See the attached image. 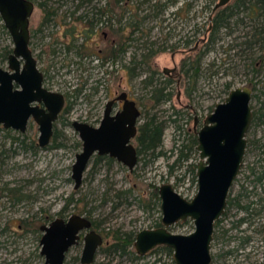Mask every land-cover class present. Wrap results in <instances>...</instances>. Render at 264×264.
Here are the masks:
<instances>
[{"label": "rangeland", "instance_id": "rangeland-1", "mask_svg": "<svg viewBox=\"0 0 264 264\" xmlns=\"http://www.w3.org/2000/svg\"><path fill=\"white\" fill-rule=\"evenodd\" d=\"M34 1L36 8L31 17L32 35L42 21L45 11L39 3L44 1H48L49 6L56 9L60 17L68 18L65 21L68 26L72 25L69 16L74 14L91 13L101 7H117V0H84L80 8L78 5L82 0ZM127 1L130 3L128 10H122L125 17L135 15V18H138L136 13L139 5L142 8L149 5L146 0ZM218 1L176 0V3L159 17L146 20L145 30L137 34L141 38L134 42L125 58L129 61L131 54L149 40L156 41L158 45H168V49L158 53L152 61L154 69L161 73L159 80H173L172 99L152 109L158 112L162 119H167L163 136L164 154L156 159L150 155L140 156L133 171L117 160L104 159L96 164L93 157L85 171L83 183L77 190L72 179L73 164L82 146L77 144L81 140L73 128L72 121H86L97 125L103 117L104 107L94 109L93 106L92 92L95 81H101L104 85L102 88L108 87L107 90L127 91L140 105L141 97L147 96L149 90L141 81L149 76L150 72L131 79L121 65H115L114 68L112 65L100 67L93 57L95 54L92 50L98 52L95 48L84 51L89 54L87 58H80L74 52H63L53 58V46L50 45H53V38L57 35L55 31H61L60 28L57 25L51 27V33H54L47 31V37L42 40L41 35L36 33L33 41L37 42L39 38L40 45L37 49L39 52L44 51L42 65L50 70L62 89L55 87V90L73 93L84 85L86 79L90 80L77 97L71 98L75 104L68 114L63 115L57 122V139H52L48 146H39L40 132L36 123H30L24 133L13 129L8 132L9 129L0 125V152L3 149L7 151L5 156H0V264H45V257L41 255L40 240L43 232L40 227L57 217L69 218L73 214L90 216L100 225L97 231L103 235L105 241L107 233H138L145 228H157L154 226L158 221L162 222L163 213L161 200L156 203V198L153 197L154 186L159 188L163 183H171L188 199H192L198 190L197 163L200 153L195 147L188 160L182 159L175 163L179 155L178 145L190 144L193 136H198V133L194 132L196 117L204 120L213 112L217 103L226 99L232 89L244 86L253 88L251 106L254 118L247 133L248 144L242 169L231 189L227 209L215 227L212 264H260L263 261L264 58L261 60L259 56L262 52L264 55V50L262 51L260 44H255L251 49L246 44L249 39H254L253 34L263 25V17H255L244 11L232 18L231 25L221 30L217 43L205 55L202 75L193 83L190 94L189 82L181 69L186 58H195L198 52L204 49L200 42L197 49L191 50L210 26L209 17L213 5ZM188 2L192 3L190 11L189 7L185 6ZM234 2L235 0H231L229 4ZM182 6L183 10L177 13ZM147 11L149 10L142 14ZM3 24L1 18L0 67L7 68L8 59L4 60L2 57L3 49L14 48V42L11 35L3 29ZM189 35H192L193 42L189 47H184L186 36ZM32 48L36 50L35 47ZM212 61H215L214 65H209ZM115 68H119L116 74L109 73ZM165 68L177 70L170 75L164 72ZM105 92L104 88L101 94L102 103H106ZM175 109L181 111L176 123L169 120V115ZM64 119L69 122H63ZM143 120L142 116L141 123ZM200 127L199 125V129ZM13 136H27V142L30 144L35 141L38 147L28 149L17 144L12 145ZM55 143L63 145L55 146ZM15 150L16 152H13ZM187 151L188 149L185 153ZM192 165H195V173ZM5 187L15 189V192L21 190L25 195L24 199L16 201L15 198L20 196V193H14L15 198H11L10 190H4ZM69 199L70 204L63 212ZM194 228L193 221L188 219L172 225L170 230L187 234ZM83 237L84 234L69 252L68 264H80L84 247ZM103 246L105 247L106 243ZM93 264L172 263L170 258L158 253L150 252L143 259L134 261L129 255H107L99 250Z\"/></svg>", "mask_w": 264, "mask_h": 264}, {"label": "water", "instance_id": "water-1", "mask_svg": "<svg viewBox=\"0 0 264 264\" xmlns=\"http://www.w3.org/2000/svg\"><path fill=\"white\" fill-rule=\"evenodd\" d=\"M230 1L219 0L211 16ZM35 8L33 0H0V16L14 42L8 67H0V125L25 132L33 118L39 126L38 144L46 147L52 142L55 122L66 98L62 92L44 86L43 73L30 47L31 17ZM164 72L168 74L169 68ZM252 98L251 87H236L204 119L196 146L200 153L197 193L188 199L171 183L160 185L162 226L145 228L136 234L134 247L139 255L145 256L156 247L166 245L174 251L175 264H212L216 222L227 209L231 189L244 163L247 133L254 118ZM117 100L124 101L122 109L113 113L115 100H111L99 125L79 120L72 123L82 142V150L73 164L72 179L76 190L81 187L85 171L95 155L115 158L131 171L139 162L138 148L133 140L138 133L141 109L126 92ZM34 103H42L44 107ZM188 219L195 226L192 232L170 230L172 225ZM40 228L43 232L41 255L45 257V264H66L69 252L83 234L81 264H93L104 244L103 235L93 228L92 220L86 215L57 217Z\"/></svg>", "mask_w": 264, "mask_h": 264}, {"label": "trees", "instance_id": "trees-1", "mask_svg": "<svg viewBox=\"0 0 264 264\" xmlns=\"http://www.w3.org/2000/svg\"><path fill=\"white\" fill-rule=\"evenodd\" d=\"M34 1V0H33ZM90 1V0H87ZM122 1V10H128V4L129 1L125 0H117L116 2L119 4V2ZM35 2V1H34ZM123 2H125L123 4ZM145 2L149 3V5L145 7H139L137 8L138 18H135L136 16L129 15L127 17L123 16L119 18L118 12L119 7L111 8L110 6L105 8H97V10H93L91 13L86 12L83 13L82 16L78 20L82 21L84 26L80 27L81 33L87 37H89L91 34L95 33L96 25L103 23L102 29H105L110 35L111 38L114 40L113 43H110L104 51L101 53L102 58V65H112L113 68L115 65L119 66L121 65V68L127 73V75L131 78H137L143 73L150 72L149 76H146L142 79V83L144 84L145 88H148V95L143 96L140 99V105L143 106L142 108V116L144 117L143 122L140 125L139 133L137 135V146H138V152L139 157L141 156H148L152 157L153 159H156L164 154L162 148H163V136L165 132V128L167 126V119H162V117L158 114V112H154L152 109H155L157 106H160L161 104L170 101L173 97V92L171 90V84L173 82L172 78H167L164 80H159V77L161 75L160 72H158L156 69H154L152 61L154 57L165 50L168 49V45H158L156 41H148L145 45H143L141 48L136 49L135 52H133L130 56V60L126 61L125 58L129 54L131 48L134 46V42L137 41L140 36H138V33H142L145 30L144 23L147 19L150 17H159L161 14L166 12L167 8H169L171 5L176 3V0H166L162 2L161 0H155L154 2L152 0H146ZM84 3V0L80 2L78 5V8L81 7V5ZM217 3V2H216ZM215 3V4H216ZM36 4V3H35ZM214 4V5H215ZM41 7H44V11L47 13L46 21L50 22L52 21V16H56L58 13L56 9L49 6L48 1H44L41 4ZM213 5V7H214ZM189 7V11L191 10L192 3L188 2L187 5ZM209 7V6H208ZM183 6L180 7V11H177V13L181 12L183 10ZM140 10V11H139ZM149 10L145 12V14H142L144 11ZM213 11V8H212ZM212 11L210 14V26L203 32V37L200 38L199 42H201L202 47L204 49L200 50L195 58L188 57L186 58L181 66L183 75L185 78H187L189 82V94L191 93V88L194 87L193 83L198 80V78L202 75V69H203V59L205 55L211 51L214 47V45L217 43L219 39V33L223 28H228L231 25V20L235 16H238L240 13L244 11H248L250 15H254L255 17L262 18L263 17V25H261L253 34L254 39H249L246 44L249 45V49H251L255 44H260L262 51L264 50V0H235L233 4H228L220 9H218L213 16ZM176 12H174L175 14ZM1 20V17H0ZM3 29L7 32V34H10L7 30L6 26L3 24ZM122 31V32H121ZM199 31V30H198ZM38 33L36 31L34 33V36ZM77 33V32H76ZM89 35V36H88ZM122 35V36H121ZM186 40L184 42V47H189L191 43L193 42L192 35L186 36ZM121 38V40L119 39ZM197 39V38H196ZM175 46V45H172ZM13 48L12 47H5L3 49L2 57L4 60L9 58V55L12 53ZM84 45L80 42L78 43H70L67 44L66 50L62 51V49L58 50L57 48H53L51 51V54L54 56H59L63 52H74L76 56H79L80 58H84L88 56L89 54H86L84 52ZM62 52L61 54H59ZM97 53V52H95ZM59 54V55H58ZM264 55L263 52L259 56V59L263 60ZM125 61V62H124ZM215 61H212L209 65H214ZM80 64V63H79ZM119 70V68L112 69L109 71V73H115ZM257 72H260V70H257L254 68ZM84 89V85H82L80 88H77L75 91H77L75 94H71L70 97H77L81 91ZM253 89V88H252ZM72 106H69L71 108ZM67 109V110H68ZM181 113L180 110L175 109L171 115H169V120L172 122L178 121V115ZM254 113V112H253ZM177 128H180V126H177ZM10 132V129L8 130ZM57 134L55 132L53 139L56 141ZM198 136H193L190 144L182 143L178 145L177 149L179 152V155L175 161L179 162L180 160H188L190 157L191 152L195 149V147L198 144L197 140ZM12 145L17 144L20 147H25L28 149H36L38 147V144L35 141H32L30 144L27 142V136L21 137V136H13L12 137ZM78 146H82V142L77 143ZM62 143H55V146H61ZM188 151L185 153V150ZM13 152H16L13 151ZM7 153L6 149H3L0 152V156H5ZM95 157V163L108 159L109 161L115 160L114 158H111L109 156H102V155H96ZM2 160L0 159V162ZM195 165H192L193 172L195 173ZM4 189V188H2ZM4 190H10L11 198L14 197V193H20V196H18L16 201H22L25 197L23 192L19 190L18 192H15V189H8V187H5ZM18 190V189H17ZM126 193L128 191H125ZM153 197L156 198V203H159L160 196H159V188L154 186L153 191ZM71 199L68 200L67 205L64 207L63 212L65 209L68 208L70 204ZM89 217L93 222V228L97 230V228L100 227L98 222L95 219H92ZM219 221L216 222V226L218 225ZM162 222L158 221L154 227H161ZM41 229V228H40ZM136 234L133 231H125L120 232L116 231L113 234L107 233L106 235V241L104 240V243H106V246H102L100 248L101 253H105L107 255H111L112 253L119 254V255H129L132 257V260H139L143 259L144 256L139 255L136 250H134V242L136 238ZM151 253H158L161 254V256H167L170 258L171 263L175 264L174 261V251L171 247H168L166 245H161L156 247ZM66 264L68 262L66 261ZM81 264V263H80ZM260 264H264V259Z\"/></svg>", "mask_w": 264, "mask_h": 264}, {"label": "flooded vegetation", "instance_id": "flooded-vegetation-1", "mask_svg": "<svg viewBox=\"0 0 264 264\" xmlns=\"http://www.w3.org/2000/svg\"><path fill=\"white\" fill-rule=\"evenodd\" d=\"M116 5H117V7H119L118 16H119V18H121L123 16V13L121 11L122 10V1L119 2V4L117 3ZM82 15H83V13H77V15L74 14L73 16H69V19L72 21V23H71L72 25L68 26L67 23L65 22L68 18H65L64 16H61L60 17V15L57 14L56 16H52V19H53L52 21L47 22L46 21L47 13L46 12H43L42 21L40 23L39 28L36 29V31H38V35L39 34L41 35V38L40 39L42 40V39H44V38L47 37V34H46L47 31H49L51 33V29L50 28L53 27V26H55V25H57L60 28L61 31H59V30L58 31H55V33L57 35H56L55 38H53V45H50V46H53V48H57L58 50L62 49V51H65L66 50V47H67V44L80 42L81 44L84 45V50L86 52L88 51V49H93V48L98 49V52L97 53L93 52L94 50H92V53L95 54L93 57H94V59L97 60V63L99 64L100 67H105L107 64L105 66L102 65L103 61H102V58H101V55H102L101 53L104 51V49L110 43H113L114 40L111 38V35L105 29H102V25H103L102 22L100 24L96 25L95 33L91 34L90 36L88 35L89 37L85 36L83 34V32L81 33V30H80L81 28L80 27L84 26L85 23H83L82 21H80L78 19ZM53 33H54V31H52L51 34H53ZM34 37H35L34 36V33H33V35L31 33L30 47H31L32 50H33L32 47H35V49L37 50V52H36V50L35 51L33 50V53H34V55H35V57H36V59L38 61L39 68H40V70L43 73V76H44V82H43V84H44V86L47 89H49V90L57 91V92H62L65 95V98H66L65 106H64L62 112L60 113L58 120L55 122V126H56L57 122L61 119V117L63 115L68 114V111L71 109V108L68 109V107L69 106H73L75 104L73 101H71V98L72 97H70V95L71 94H75L77 91H73V93H69L66 90L65 91L55 90V87L59 88L58 82L56 81L55 76L52 75V73L50 72V70L49 69H46L45 67H43V65H42L43 62L42 61H44V55H43L44 54V51L43 52H39V50L37 48L40 45V39L38 38L37 39L38 41L37 42H34L33 41V38ZM119 39L121 40V38H119ZM51 42H52V39H51ZM199 46H200V42H197L196 46L194 48H191V50H193V49L195 50ZM61 53L62 52H60L59 54H61ZM52 56H53V58H56V56H54V55H52ZM87 57L88 56H86V58ZM51 60L53 61V59H51ZM176 70L177 69H169V73L168 74L172 75ZM89 80L90 79H86L85 80V82H84V88H85V86L87 84H89ZM94 85L95 86H94L93 92H92V99H94V105L93 106H94V109H98L101 106L104 107L103 116H104V112H105V109L107 107V104L111 100H115L114 103H113V105H112L113 113H115V112H117V111H119V110L122 109L123 104H124V101L123 100H117V97L119 95H121L123 92H126L127 93V97L129 99L135 100L137 102V105L141 109V117H142V108L138 104V100L136 98L132 97L127 91L120 92L119 89H115L114 91H111V89L107 90L108 87H104L105 90H106L105 96H107V99H106V103H102V96H101V94L104 91V88H102L104 85H103V83L101 81H95V84ZM59 89L62 90L61 88H59ZM101 103L104 104V105H102ZM34 104L35 105H39L41 107H44V104H42V103H34ZM102 118L100 119V121L98 122L97 125L100 124ZM65 121L69 122L67 119H64L63 120V122H65ZM84 122H86V121H84ZM30 123H36V122L32 118L29 121V124ZM72 123H73V121H72ZM203 123H204V120L198 119V121L196 122V118H195L194 132L198 133L199 125L202 127ZM29 124H28V126H29ZM90 124H92V123H90ZM92 125H94V124H92ZM97 125H95V126H97ZM140 125H141V119H140L139 128H140ZM37 126H38V124H37ZM139 128H138V133H139ZM38 129H39V126H38ZM22 133H24V132H22ZM138 133H137V135H138ZM133 142H136L135 145L137 146V136L133 140ZM137 148H138V146H137ZM102 156H106V155H102Z\"/></svg>", "mask_w": 264, "mask_h": 264}]
</instances>
